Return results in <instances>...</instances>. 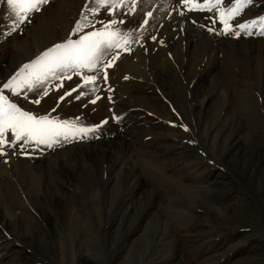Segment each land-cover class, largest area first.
<instances>
[{
    "label": "rangeland",
    "instance_id": "obj_1",
    "mask_svg": "<svg viewBox=\"0 0 264 264\" xmlns=\"http://www.w3.org/2000/svg\"><path fill=\"white\" fill-rule=\"evenodd\" d=\"M235 3L123 0L110 15L89 11L96 0H49L6 35L0 0V83L99 21L124 20L115 27L133 40L106 81L87 73L98 91L80 100L59 101L82 82L75 73L58 91L50 78L47 96L4 91L38 117L101 126L30 154L5 146L0 264H264V35L220 34L219 12ZM82 12L94 27L73 34ZM262 16L264 0H253L233 23Z\"/></svg>",
    "mask_w": 264,
    "mask_h": 264
},
{
    "label": "snow or ice",
    "instance_id": "obj_2",
    "mask_svg": "<svg viewBox=\"0 0 264 264\" xmlns=\"http://www.w3.org/2000/svg\"><path fill=\"white\" fill-rule=\"evenodd\" d=\"M5 2L11 9V15L8 17L11 24L8 26L9 31L5 33L10 35L19 28L20 24L26 22L28 13L39 11L40 6L48 3L49 0H5ZM96 2L98 8L89 9V11L95 13L100 9H105L109 11L110 15H114V10L123 4V0H96ZM252 2L253 0H236L235 5L227 13L219 12L218 19L222 25L221 35H234L237 38L242 34L264 35V16L233 23L235 18ZM220 3L221 0H215L214 3L213 0H203L202 3L197 0H181V5L186 11L205 9L212 11L217 9ZM133 11L134 8L129 10V12ZM180 14L183 15L184 12L181 11ZM152 15V12L147 13L148 17ZM81 16L82 19L75 22L73 34L80 33L90 25L94 27V22L89 20L85 12H82ZM216 22L217 20L213 19L214 25ZM99 23L101 25L99 29L88 31L79 39L69 38L64 43L55 44L32 62L24 64L9 80L0 83V155H7V152L4 151L5 146L13 150L19 147L21 154H30L29 146L31 145H35L37 148L40 146L52 148L61 142L87 138L99 129L101 125L92 127L81 125L78 117L73 118L72 121L52 118L49 114L38 117L24 111L4 95L5 90H9L13 95H21L36 88L42 92L43 96H47L49 89L46 84L50 78L58 81L55 85V89L58 91L63 88L65 79L73 78V73L80 76L82 82L66 91L64 96L59 97V101H64L73 93H78L75 99L80 100L90 93L97 92L98 76L87 73H103V79L106 81V69L113 66L112 62L119 58L121 49L130 51V45L133 43L130 32L124 33L115 27L125 23L124 20L111 19L107 22L99 21ZM148 23V19H145L141 27L143 28ZM208 31L213 32L215 28H208ZM152 39L155 40L156 37L153 36ZM112 49H116L114 55L110 52ZM105 55L109 56L107 60L104 59ZM98 99L100 97L96 96L89 102L95 104ZM40 102V99L33 101L36 104ZM52 111L54 112L56 109ZM117 119L119 118L117 117ZM103 123H107V121H103ZM9 132L12 135L11 139L7 138Z\"/></svg>",
    "mask_w": 264,
    "mask_h": 264
},
{
    "label": "bare ground",
    "instance_id": "obj_3",
    "mask_svg": "<svg viewBox=\"0 0 264 264\" xmlns=\"http://www.w3.org/2000/svg\"><path fill=\"white\" fill-rule=\"evenodd\" d=\"M124 121V120H123ZM121 126V125H120ZM126 129V128H125ZM6 150V149H5ZM40 161V160H39ZM5 242V241H4ZM19 244V243H18ZM5 249V248H4ZM7 249V248H6ZM15 249V248H14ZM12 252V251H11ZM12 254V253H11ZM13 255V254H12Z\"/></svg>",
    "mask_w": 264,
    "mask_h": 264
}]
</instances>
